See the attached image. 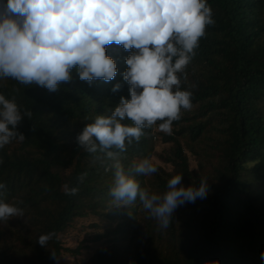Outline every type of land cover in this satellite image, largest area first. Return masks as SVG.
<instances>
[{
  "label": "trees",
  "instance_id": "trees-1",
  "mask_svg": "<svg viewBox=\"0 0 264 264\" xmlns=\"http://www.w3.org/2000/svg\"><path fill=\"white\" fill-rule=\"evenodd\" d=\"M207 3L215 23L206 26L181 84L193 92V108L182 110L171 135L157 121L120 157L127 171L157 154L154 138L168 143L159 156L170 169L154 163L156 173L137 176L141 187L162 194L176 174L185 187L206 178V198L177 207L169 227L160 229L139 199L113 204V171L106 170L112 162L76 142L97 115L110 114L121 96L130 99L122 73L131 53L122 46H106L118 68L110 82L81 81L76 69L55 92L0 79V94L14 98L22 114L32 113L17 126L25 140L0 149L6 185L0 201L24 211L0 226V264H57L63 252L80 254L87 247H64L61 235L84 218L92 219L87 240L95 246L75 264H264V0ZM117 83L121 88L113 92ZM187 151L199 157L197 168ZM65 185L79 191L66 194ZM48 233L53 238L41 246L38 237Z\"/></svg>",
  "mask_w": 264,
  "mask_h": 264
},
{
  "label": "clouds",
  "instance_id": "clouds-1",
  "mask_svg": "<svg viewBox=\"0 0 264 264\" xmlns=\"http://www.w3.org/2000/svg\"><path fill=\"white\" fill-rule=\"evenodd\" d=\"M214 23L207 0H6L0 5V79L55 92L61 82L71 81V71L76 69L81 81L110 82L118 68L106 46L115 44L130 51L122 73L130 99L121 96L110 114L97 115L76 142L112 162L106 170L113 171L109 192L115 206L127 207L139 199L159 228L167 229L177 207L206 198L207 179L201 178L199 186L185 187L183 175L176 174L167 181L166 191L157 194L141 187L137 179L158 171L152 160L141 158L126 171L120 157L157 121H162L159 131L171 135L182 110L193 108V92L181 90V84L187 81L185 69L206 26ZM120 88L117 83L112 91ZM31 115V111L22 114L14 98L0 94V149L25 140L17 126ZM126 119L132 123H123ZM5 187L0 183V189ZM65 188L69 195L79 191ZM23 216L22 208L0 201V222ZM53 236L40 235L38 243L47 246Z\"/></svg>",
  "mask_w": 264,
  "mask_h": 264
},
{
  "label": "rangeland",
  "instance_id": "rangeland-1",
  "mask_svg": "<svg viewBox=\"0 0 264 264\" xmlns=\"http://www.w3.org/2000/svg\"><path fill=\"white\" fill-rule=\"evenodd\" d=\"M159 130V129H158ZM155 140V150L156 155L154 154L151 157V160L153 163L163 165L166 169H170L169 165H165L163 161L160 159V154H165L167 151V148L169 147L168 143H163L161 140H158L154 138ZM188 157H189V164L190 167L197 168L198 167V160L199 157L192 153L187 151ZM201 159V158H200ZM92 221V219L84 218V219H78L75 226L70 228L68 231L63 233L61 235V242L64 247H70L75 248L78 245H83V247H87L86 249H81L80 254L78 255H72L67 252H63L59 258L56 260L57 264H75L80 261H83L87 255L92 251V249L89 247H94L95 244L91 242L90 240H87L88 237H90V233L93 230L89 225V223ZM5 223L0 222V226H4ZM87 245V246H85Z\"/></svg>",
  "mask_w": 264,
  "mask_h": 264
}]
</instances>
